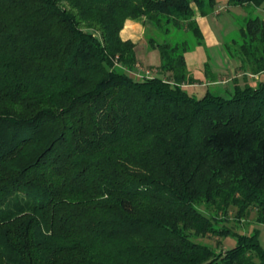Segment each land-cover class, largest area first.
Here are the masks:
<instances>
[{"label":"trees","instance_id":"1","mask_svg":"<svg viewBox=\"0 0 264 264\" xmlns=\"http://www.w3.org/2000/svg\"><path fill=\"white\" fill-rule=\"evenodd\" d=\"M227 4L247 14L225 96L185 58L216 0H0V264H264L257 230L221 223L264 224V0ZM127 19L157 35L153 75Z\"/></svg>","mask_w":264,"mask_h":264},{"label":"rangeland","instance_id":"2","mask_svg":"<svg viewBox=\"0 0 264 264\" xmlns=\"http://www.w3.org/2000/svg\"><path fill=\"white\" fill-rule=\"evenodd\" d=\"M233 6H235V5H232V7L229 8L230 11H227L226 13L224 12L225 15L230 16V15H232L231 13H233V12H234L233 15H235V14L238 15L237 9H236V11H234L235 8ZM257 14H258V16L262 17V12H258ZM240 23H241V21H240V18H238V17H236V19L232 17V19L227 21V22L223 21V22L217 23V24H215L216 35L221 40L226 41L228 38H230L232 35H234L237 32V29H238ZM141 24H142V22H141ZM150 35L157 38V35H155V34L153 35L151 30L149 31L147 29V31H146V28H144L142 41L136 45L135 52H136V58H137L139 63L137 62L136 66H135V71L137 73H135V74L132 73V76L134 78L135 77L137 78L136 75H141V77L143 75H147V72L150 73V75L155 74L153 65L156 64L157 62H159L158 61L159 55H158V51L156 49H151L147 43V39L150 37ZM179 38L187 39L188 41L193 40V36L189 32H182V35H180ZM200 46H202V45H200ZM203 47H205L204 49L206 50V46H203ZM200 49L201 48L195 47L193 50L186 53V56L188 59V64L193 65V64H195L194 62H199V60L201 58L200 55L203 52H204V55L206 54L205 58H207L206 60L208 62L210 69L213 68V66H215L216 64H218V62H217L218 49L216 47H209V48H207L206 52L205 51L202 52V50H200ZM259 80H264V76H261V78ZM249 82L251 84H255L256 81H254L253 79H249ZM240 83L242 84L243 82H240ZM214 88L216 89V92H218L219 94L227 96L228 93L226 91V88H228L227 90L231 91L232 90V82L230 81L226 85H224L222 83H218L217 85L213 86V89ZM187 90L189 92L195 93L196 96H200L203 93V86L200 85L194 89L188 88ZM234 214H235V209L230 208L228 210L227 215L224 216V218L227 220L225 222H221V223H224V225L229 227L232 231H236V232H240V233H250L254 230H257L259 242H260L261 246L264 248V224L258 223L256 221L255 211L253 209H249L247 212L244 213V215H242L239 218L235 217ZM196 239H197V241H201L202 243H206V244L212 245L214 247H217V249H219V251L225 250L226 248H230L235 244L234 238L230 237V236L225 237L223 240H221L222 243H220L219 246H216V243L218 241V238L216 236L198 237V238L196 237Z\"/></svg>","mask_w":264,"mask_h":264},{"label":"crops","instance_id":"3","mask_svg":"<svg viewBox=\"0 0 264 264\" xmlns=\"http://www.w3.org/2000/svg\"><path fill=\"white\" fill-rule=\"evenodd\" d=\"M230 7H232V5H228L227 0H216V5L212 12L208 13L207 15H200L196 13V16H195L197 23L199 25V28L204 37L206 50L209 47H216L218 49V52H217L218 53V58H217L218 64L213 66V68H211V71L218 76V83H222L224 85L230 82L231 78L240 77L241 74L236 70V62L230 59L226 55V52L224 51V48H223V44L225 40H221L216 35L215 24L219 22H223V21L227 22L231 20L232 17L235 19L236 17H238L240 18V20H242V18L246 16L247 14V6L236 5L233 7L235 8L234 11H236L237 9L238 15L236 14L233 15L234 12L231 13L232 15L230 16L225 15L227 11H230L229 10ZM257 12H262V19H264V12L260 10H258ZM143 33H144V26L141 24L140 21L127 19L124 22L123 28L120 31V36L123 40H127V39L132 40L135 43V48H136V45L142 41ZM196 48H201L200 50H202V52L203 51L206 52V50L204 49L205 47L203 46H197ZM200 56L201 58L199 62H194L195 64L192 65V64H188V59H187V56L185 55L187 65L189 69L192 71L193 76L197 79H201L203 77V73H202L203 64L207 59L205 58L206 54L204 55V52ZM158 65H159V62H157L153 66L155 67ZM135 73L137 72L134 71L133 74ZM261 76H264V72L254 77L249 76L248 80L249 79H253V80L260 79ZM239 82H243V81L240 80ZM197 86H200V85L194 84V85L189 86V88L194 89ZM201 86H205V84ZM227 89L228 88H226V91Z\"/></svg>","mask_w":264,"mask_h":264},{"label":"built area","instance_id":"4","mask_svg":"<svg viewBox=\"0 0 264 264\" xmlns=\"http://www.w3.org/2000/svg\"><path fill=\"white\" fill-rule=\"evenodd\" d=\"M148 73V72H147ZM137 76V78H140L141 77V75H136ZM136 78V77H135Z\"/></svg>","mask_w":264,"mask_h":264}]
</instances>
